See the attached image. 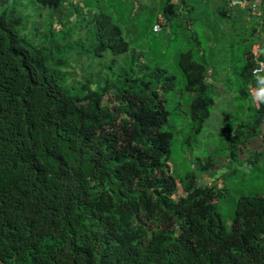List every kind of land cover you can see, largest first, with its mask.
I'll return each mask as SVG.
<instances>
[{"label": "trees", "instance_id": "16d2710c", "mask_svg": "<svg viewBox=\"0 0 264 264\" xmlns=\"http://www.w3.org/2000/svg\"><path fill=\"white\" fill-rule=\"evenodd\" d=\"M64 3L77 15L72 26L91 15L80 0H14L0 9V264H264V192L240 194L225 227L216 206L224 188L197 184V172L216 167L205 156L183 174L177 193L167 164L175 133L163 97L172 75L132 55L117 74L68 81L65 54L82 48L67 42L72 28L58 20L60 29L48 21L36 39L35 29L21 32L18 7L58 10ZM262 3L243 10L258 19ZM160 14L168 21L178 10L165 0ZM89 20L93 56L127 51L108 14ZM257 22L264 30V20ZM256 30L250 26L249 35L256 38ZM177 66L184 90L193 92L188 117L199 126L215 94L204 83L209 70L190 49L178 54ZM256 69L244 50L235 99L248 97ZM245 108L251 121L221 127L228 148L254 137L264 94Z\"/></svg>", "mask_w": 264, "mask_h": 264}, {"label": "rangeland", "instance_id": "374dc122", "mask_svg": "<svg viewBox=\"0 0 264 264\" xmlns=\"http://www.w3.org/2000/svg\"><path fill=\"white\" fill-rule=\"evenodd\" d=\"M13 1L0 0V9ZM164 1L80 0L85 5L82 12L88 11L91 15H86V21L79 24L76 22L73 26L70 23L77 19V15L67 13V2L58 10L18 7L25 15L21 32L28 34L35 29L33 38L36 39L48 21H51L54 29H60L62 25L72 28L66 36L67 42L71 45L80 42L82 48L78 52L69 49L65 54L63 69L68 73V81H79L87 76L93 80L94 77L109 76L111 72L117 74L130 67L129 58L132 55H139V60L148 67L158 66L172 75L173 89L163 97L165 108L169 112L168 124L175 133L167 164L174 178L179 180L177 193L182 192L185 184L183 174L194 170L196 157L202 159L210 156L216 167L208 172H197V184L224 188L225 196L217 199L216 206L223 224L228 227L235 200L240 194L264 192V122L258 125L254 137L237 143L234 147L228 148L221 144L219 136L224 124L237 125L251 121L254 113L245 106L256 104L259 94H264L263 90L257 88L264 87V73L260 72L250 83L244 85L248 97L235 99L238 95L236 88L240 84L236 72L241 65V54L246 49L250 52L254 50L258 40L249 35V29L250 26L257 28L258 20L254 16L248 20H240L231 15L222 18L214 13L216 8L228 10L227 3L220 0H212L211 3L192 0L195 3L191 5L194 12L198 11L200 14L188 15L183 13L177 0H173L176 2L178 15L165 21L160 14ZM98 12L108 14L119 26L121 37L128 46L125 53L117 56L107 52L100 57L92 55L89 42L92 20L89 19ZM58 20H62V25ZM194 38L197 39L198 46ZM186 49H190L194 58L206 64L210 78H206L204 83L211 82L214 85L211 90L215 94L209 115L199 126L196 119L190 120L188 117L187 103L193 92L184 90V80L177 66L178 54ZM133 63L135 64L134 61ZM109 98L112 99V96ZM191 129H196L192 135Z\"/></svg>", "mask_w": 264, "mask_h": 264}, {"label": "crops", "instance_id": "0c3cea01", "mask_svg": "<svg viewBox=\"0 0 264 264\" xmlns=\"http://www.w3.org/2000/svg\"><path fill=\"white\" fill-rule=\"evenodd\" d=\"M208 1L209 3L212 2V0H206ZM220 1H224L227 3V6H228V10H225V14L226 15H231L232 17H239L240 20H248L250 19V15L248 13H246V11H244V7L247 6L246 5V1L247 0H220ZM169 2L175 6V1L173 0H169ZM178 4H180V6L183 8V13H187L188 15H192V14H200L198 11L194 12V10H191L189 9V7L192 5V4H195L193 3L192 0H188V1H184V0H177ZM190 2V3H189ZM193 7V6H192ZM219 9L220 8H216V10L214 11V13L217 15H219ZM222 10V9H221ZM260 16H259V20L262 19V21L264 20V3H262V5L260 6ZM257 19V20H258ZM263 29H264V24H263ZM260 30L264 33V30H262L260 28ZM256 37H257V30H256ZM258 40V39H257ZM264 122V120H263Z\"/></svg>", "mask_w": 264, "mask_h": 264}, {"label": "built area", "instance_id": "2783aa9c", "mask_svg": "<svg viewBox=\"0 0 264 264\" xmlns=\"http://www.w3.org/2000/svg\"><path fill=\"white\" fill-rule=\"evenodd\" d=\"M264 0H247L246 5L249 11L254 12L257 10L260 3ZM257 43L255 44L254 50H252V55L254 56L257 69L256 72H264V33L257 26Z\"/></svg>", "mask_w": 264, "mask_h": 264}]
</instances>
